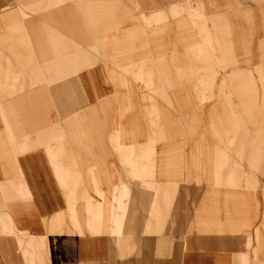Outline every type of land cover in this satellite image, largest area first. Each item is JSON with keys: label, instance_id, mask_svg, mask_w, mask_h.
<instances>
[{"label": "rangeland", "instance_id": "374dc122", "mask_svg": "<svg viewBox=\"0 0 264 264\" xmlns=\"http://www.w3.org/2000/svg\"><path fill=\"white\" fill-rule=\"evenodd\" d=\"M79 60L105 64L114 99L87 105L78 73L63 75ZM27 116L63 127L67 153L115 166L104 174L112 186L72 208L82 228L124 234L144 191L156 213L148 229L180 207L185 234L210 196L233 210L254 209L260 196L264 205V0H0L3 132L11 137L13 120ZM77 126L79 136L69 133ZM117 200L121 228L102 220ZM178 223L168 219L170 236ZM260 229L264 221L243 264L264 256Z\"/></svg>", "mask_w": 264, "mask_h": 264}, {"label": "crops", "instance_id": "0c3cea01", "mask_svg": "<svg viewBox=\"0 0 264 264\" xmlns=\"http://www.w3.org/2000/svg\"><path fill=\"white\" fill-rule=\"evenodd\" d=\"M85 63L75 61L63 75L78 73L76 81L87 105L114 99L119 90L105 64L88 67L87 63L84 67ZM44 119L37 116L32 125L28 116L13 120L11 137L3 132L0 121V264H243L240 253L252 252L257 245L256 228L264 221L261 196L254 209L237 204L234 210L231 199H225L220 207L219 199L210 196L200 206L198 216L192 213L193 227L185 234L181 221L186 214L180 207L170 218L165 211L156 216L163 223L160 229H148V221L156 213L150 212L152 198L144 191L136 196L131 210L129 207L126 220L130 214V221L124 234L82 228L83 222L73 218L72 208L82 205L90 190L103 192L112 186L104 183V174L114 173L115 166L107 164L106 169L103 162H92L91 157L81 159L78 153H67L70 148L63 144L66 130L57 124L45 125ZM77 131L78 126L69 133L79 136ZM114 178L111 183L120 182ZM127 182L130 187H147L144 182ZM159 199L169 206L166 197ZM123 204L117 200L105 206L103 212L110 210L112 214L107 218L102 213L103 222L121 228L125 213H118V209L125 208ZM80 209L84 219V209ZM168 219L175 224L179 221L171 236ZM263 234L260 229L259 235ZM263 257L253 259L251 254L246 264H264Z\"/></svg>", "mask_w": 264, "mask_h": 264}]
</instances>
